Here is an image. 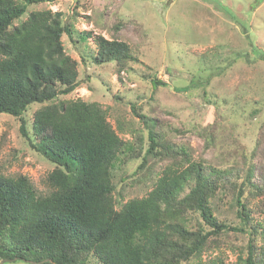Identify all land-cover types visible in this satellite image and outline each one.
I'll return each instance as SVG.
<instances>
[{
  "label": "trees",
  "instance_id": "trees-1",
  "mask_svg": "<svg viewBox=\"0 0 264 264\" xmlns=\"http://www.w3.org/2000/svg\"><path fill=\"white\" fill-rule=\"evenodd\" d=\"M56 1L0 0V115L15 118L20 137L52 165L46 194L25 176L0 174V264H225L201 257L230 234L248 237L240 264H264V231L250 224L245 205L249 190L264 193L254 158L239 153L221 165L194 160L134 105L145 133L132 148L100 105L68 98L79 87L78 70L63 35L82 61L114 63L118 74L137 58L126 42L78 32L59 12L33 11L19 21L28 6ZM89 38L96 50L86 56L79 46ZM32 104L39 108L28 124L24 113ZM202 133L205 148L213 149L211 131ZM260 144L259 137L256 149ZM137 149L143 153L135 157L137 171L152 157L164 166L145 196L122 202L113 179L122 159ZM226 196L235 225L218 219L217 203Z\"/></svg>",
  "mask_w": 264,
  "mask_h": 264
},
{
  "label": "rangeland",
  "instance_id": "rangeland-1",
  "mask_svg": "<svg viewBox=\"0 0 264 264\" xmlns=\"http://www.w3.org/2000/svg\"><path fill=\"white\" fill-rule=\"evenodd\" d=\"M44 10L61 13L62 21L73 23L78 32L115 36L132 49L137 61L118 74L114 63L95 65L88 57L82 61L66 35L61 38L78 70L79 87L67 97L100 105L112 129L132 148L145 133L130 109L134 105L156 121L167 142L187 147L194 160L231 164L242 153L251 155L264 174V0H58L28 6L19 21ZM79 47L86 56L96 50L91 38ZM153 79L164 85L153 87ZM38 108L32 104L24 113L28 124ZM206 128L215 139L213 149L205 148ZM259 137L261 147L256 149ZM142 154L137 149L132 158L127 155L115 173L122 202L145 196L154 173L164 166L152 157L137 171L135 157ZM51 170L20 137L17 120L1 114L0 174L25 176L46 194ZM249 191L246 211L259 233L264 231V193ZM230 204L229 196L220 198L218 219L235 225ZM247 240L245 235L222 237L201 258L240 264Z\"/></svg>",
  "mask_w": 264,
  "mask_h": 264
}]
</instances>
